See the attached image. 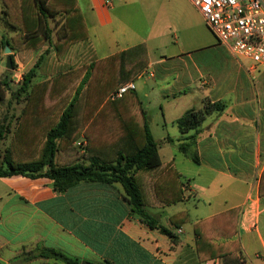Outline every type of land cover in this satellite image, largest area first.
Here are the masks:
<instances>
[{"label":"crops","instance_id":"0c3cea01","mask_svg":"<svg viewBox=\"0 0 264 264\" xmlns=\"http://www.w3.org/2000/svg\"><path fill=\"white\" fill-rule=\"evenodd\" d=\"M78 7L88 35L87 44L72 46L60 59V65L67 67L68 77L63 82L71 90L80 84L84 64L128 49L107 53L113 40L106 36L111 19L104 3L93 0L90 8L84 7L86 12ZM51 24L54 43L58 40L54 33L62 23ZM185 25L187 53L178 47L169 57L162 55L155 60L150 57L147 42L140 43L146 46L148 65L137 77L146 76L155 66H164L163 76L173 75L172 85L158 93L164 138L161 147L157 145L161 163L172 166L180 175L182 200L162 208L145 209L161 224L164 209L171 208L173 212L165 216L166 225H161L170 229L178 241L172 243L167 236L143 224L131 212L119 184L79 183L59 193L52 189L47 178L12 176L0 178V264H51L44 260L26 261L24 253L38 247L54 248L89 264H264V195L259 194L264 171V64L249 71L248 61L234 58L215 39L208 45H196L193 20L187 18ZM15 33L0 14L2 79L8 77L7 71L14 77L15 71L6 69L4 43L10 42ZM45 52L53 58L54 50L49 44L34 52L17 54L10 50V55L16 69L29 70ZM193 55H200L199 60H194ZM171 62L177 63L169 65ZM72 71L76 75L69 77ZM36 78L40 80L34 83L44 79ZM138 90L141 92L143 88L135 84V93L142 101ZM184 99L197 107L189 106L178 114ZM205 100L224 104L223 111L210 113L199 128L181 135L175 121L187 110L202 109ZM46 105L43 99V109L37 117L39 122L43 121V134L46 121L51 119ZM13 107L19 116L25 102H14ZM148 127L151 132L149 123ZM170 127L179 136L171 137ZM191 136H195L193 143L185 140ZM164 142L197 165L194 175L187 177L177 168L176 157H170ZM183 145L197 162L184 154ZM78 163L88 165L87 161ZM150 209L162 211L153 214ZM180 212L188 214V221L176 229L169 219Z\"/></svg>","mask_w":264,"mask_h":264},{"label":"trees","instance_id":"16d2710c","mask_svg":"<svg viewBox=\"0 0 264 264\" xmlns=\"http://www.w3.org/2000/svg\"><path fill=\"white\" fill-rule=\"evenodd\" d=\"M0 14L16 32L10 42L4 43L11 51L34 52L45 44L54 50L52 59L47 57V52L38 57L33 67L22 75L15 92L10 91L7 81L11 71L6 72L8 77L0 78V104L5 91L11 92L17 104L25 102L19 116L8 110L0 114V178H47L52 182V189L59 193L79 183L119 184L131 212L147 227L176 243L177 236L145 208H162L181 201L180 175L172 166L161 163L158 145L148 127L147 112L136 93L131 91L120 99L107 100L112 92L135 81L146 69L145 44L84 64L83 78L77 88L71 90L63 82L68 77L65 75L67 67L60 65V59L72 46L88 41L77 0H0ZM57 15L63 18V31L53 43L54 30L49 28V19ZM9 56L13 70V58ZM75 75L72 71L69 77ZM37 76L43 77V81L33 83ZM43 99L48 103L46 113L51 115L49 121L46 117L44 134L43 121L37 118L43 109ZM223 109L224 104L205 100L202 109L187 110L175 125L181 135H186L199 128L207 115ZM80 139L83 142H79ZM185 140L193 143L195 136L185 137ZM39 141H43L40 146ZM186 145L181 146V150L197 162ZM79 161H87L88 165ZM259 194L264 195V171ZM169 221L178 229L188 221V214L180 212ZM24 256L28 262L81 263L54 248L38 247Z\"/></svg>","mask_w":264,"mask_h":264},{"label":"rangeland","instance_id":"374dc122","mask_svg":"<svg viewBox=\"0 0 264 264\" xmlns=\"http://www.w3.org/2000/svg\"><path fill=\"white\" fill-rule=\"evenodd\" d=\"M78 5L83 12H86L87 8H90L93 0H77ZM100 1L101 3L110 4V7L106 10L107 15L111 19V26L107 29V35L113 43L109 45L106 50L107 53L116 52L120 49L129 48L134 45H138L143 41L147 42L149 47L150 57L158 60L162 55H172L177 52L178 47L184 53L188 52V47L185 46L188 33L184 32L186 19L193 20L195 24V40L196 45L205 44L217 41L214 35L206 26L201 15L197 13L194 7L187 0H94V2ZM63 18L59 15L49 19V22H56V25H60ZM51 24V25H52ZM63 27L57 29L55 36L62 35ZM191 37V36H190ZM191 43V42H190ZM179 45V46H178ZM169 57V56H168ZM200 55H193L194 60L198 61ZM186 61L187 59L184 58ZM177 62H171L169 65H175ZM164 66H155L148 70V74L135 81L137 88H143V91H139V95L142 102V107L147 112V121L151 126V133L156 143L161 147L163 143V134L161 132V109L158 98L160 89H164L167 86L172 85L173 75L163 76L161 72ZM14 77L7 78L9 82V88L11 92H15L18 88L17 80H20L22 75L25 74L28 68L20 69L16 67L13 69ZM150 73L154 74V78L149 76ZM20 78V79H18ZM40 79L34 78L33 83ZM200 82V81H197ZM11 92L5 91L3 100L1 101V114L5 111L17 116L18 112L13 107V97ZM135 92V91H134ZM145 94H149V97H145ZM182 105L178 108V114L181 109L190 106L186 99L182 101ZM10 103V106H9ZM190 107H197L192 106ZM177 115V114H176ZM171 137L179 136L177 131H172L171 127L168 131ZM165 143V142H164ZM166 145V143H165ZM3 146H7V143H3ZM3 147H1V150ZM166 149L170 150V157H176L177 168L181 172H185L187 177L195 174L197 165L189 159H184L178 150L172 145H166ZM182 206V204H178ZM173 208V207H172ZM171 208H165L161 214V224L166 225L165 216L171 214ZM162 210H149L151 213L160 212Z\"/></svg>","mask_w":264,"mask_h":264},{"label":"built area","instance_id":"2783aa9c","mask_svg":"<svg viewBox=\"0 0 264 264\" xmlns=\"http://www.w3.org/2000/svg\"><path fill=\"white\" fill-rule=\"evenodd\" d=\"M187 1L199 12L218 44L234 58L250 63L249 71L264 64V4L261 0ZM105 5L110 7V4ZM131 91H135L133 82L119 87L108 99H120Z\"/></svg>","mask_w":264,"mask_h":264},{"label":"water","instance_id":"95a60500","mask_svg":"<svg viewBox=\"0 0 264 264\" xmlns=\"http://www.w3.org/2000/svg\"><path fill=\"white\" fill-rule=\"evenodd\" d=\"M5 54L7 55V58H6V69L8 70H12V67H11V59H10V49L8 47H5V50H4ZM80 264H89L87 262H81Z\"/></svg>","mask_w":264,"mask_h":264}]
</instances>
